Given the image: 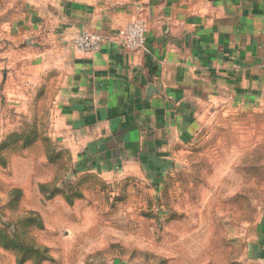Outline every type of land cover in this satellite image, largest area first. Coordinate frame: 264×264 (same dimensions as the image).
Wrapping results in <instances>:
<instances>
[{"label":"crops","instance_id":"1","mask_svg":"<svg viewBox=\"0 0 264 264\" xmlns=\"http://www.w3.org/2000/svg\"><path fill=\"white\" fill-rule=\"evenodd\" d=\"M135 20L147 50L122 44ZM81 34L101 51L79 53ZM1 45L5 101L50 97L52 135L98 144L109 167L117 155L167 181L209 158L215 201L230 204L215 264H264V132L251 128L264 123V0H9Z\"/></svg>","mask_w":264,"mask_h":264},{"label":"rangeland","instance_id":"2","mask_svg":"<svg viewBox=\"0 0 264 264\" xmlns=\"http://www.w3.org/2000/svg\"><path fill=\"white\" fill-rule=\"evenodd\" d=\"M11 93L0 89V264H215L230 204L215 201L209 158L167 181L117 155L109 167L98 144L52 135L50 97L39 106Z\"/></svg>","mask_w":264,"mask_h":264},{"label":"built area","instance_id":"3","mask_svg":"<svg viewBox=\"0 0 264 264\" xmlns=\"http://www.w3.org/2000/svg\"><path fill=\"white\" fill-rule=\"evenodd\" d=\"M104 38L96 34H81L75 37V45L79 53L91 55L98 53L104 46ZM147 25L143 21H130L124 27L123 46L137 52L147 50Z\"/></svg>","mask_w":264,"mask_h":264}]
</instances>
